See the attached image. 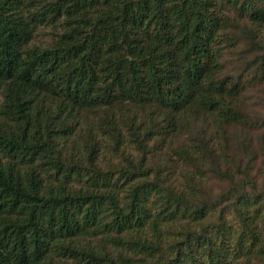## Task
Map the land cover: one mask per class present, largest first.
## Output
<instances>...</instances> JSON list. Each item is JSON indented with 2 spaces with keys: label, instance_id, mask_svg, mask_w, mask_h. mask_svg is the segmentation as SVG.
<instances>
[{
  "label": "trees",
  "instance_id": "1",
  "mask_svg": "<svg viewBox=\"0 0 264 264\" xmlns=\"http://www.w3.org/2000/svg\"><path fill=\"white\" fill-rule=\"evenodd\" d=\"M264 0H0V264H264Z\"/></svg>",
  "mask_w": 264,
  "mask_h": 264
},
{
  "label": "rangeland",
  "instance_id": "2",
  "mask_svg": "<svg viewBox=\"0 0 264 264\" xmlns=\"http://www.w3.org/2000/svg\"><path fill=\"white\" fill-rule=\"evenodd\" d=\"M262 94H263V97H264V90H263V93Z\"/></svg>",
  "mask_w": 264,
  "mask_h": 264
}]
</instances>
